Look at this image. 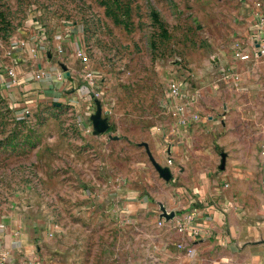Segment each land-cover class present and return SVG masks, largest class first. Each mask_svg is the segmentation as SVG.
<instances>
[{
	"label": "rangeland",
	"instance_id": "obj_1",
	"mask_svg": "<svg viewBox=\"0 0 264 264\" xmlns=\"http://www.w3.org/2000/svg\"><path fill=\"white\" fill-rule=\"evenodd\" d=\"M255 4L0 0L2 67L25 65L42 79L45 50L49 65L74 71V93L30 107L0 80V220L40 233L42 264L183 263L157 225L166 193L143 144L176 175L179 166L217 169L222 155L226 181L261 205L264 52L255 46ZM93 96L109 124L98 136ZM168 143L179 161L165 159Z\"/></svg>",
	"mask_w": 264,
	"mask_h": 264
},
{
	"label": "crops",
	"instance_id": "obj_2",
	"mask_svg": "<svg viewBox=\"0 0 264 264\" xmlns=\"http://www.w3.org/2000/svg\"><path fill=\"white\" fill-rule=\"evenodd\" d=\"M255 1L261 2L263 6V11L255 8L258 12H254L253 16L259 23L257 14L264 16V0ZM258 23L257 40L262 41L264 24L259 26ZM42 44L45 43L38 42L37 53L44 50L40 46ZM31 52L33 54H27L33 59L36 52L34 49ZM45 55L47 56L44 50L40 56L41 59L44 58V67H37L38 70L44 69V77L37 80L32 77L30 70L27 72L25 65L14 69L8 65L4 68L0 63L1 85L4 88L9 86L8 91L13 90V93L18 90L21 99L19 106L30 107L38 98L60 99L74 93V71L60 64L63 72H59L55 65H49L50 61H45ZM22 60L23 58L19 59ZM8 70L14 71V77L8 75ZM61 74L63 75L60 77ZM78 92L80 96L84 94L82 91ZM182 129L178 128L176 131L178 140L184 135ZM177 147L176 143L169 144L165 150V159L170 156L174 161H179ZM166 162L160 164V167L168 168L172 177L166 182L157 174V187L163 186L161 189L166 193L158 198L161 200H157L162 203L161 206L171 208L167 210L179 212L176 218L183 221L186 230L178 229L174 220L167 221L160 227L165 230V238L176 248L182 264H264V201L256 202H260V206H250L241 199L232 184L226 181V170L221 168V161L217 169L201 170L197 166H179L178 175ZM146 197L149 202L150 197ZM190 212L195 214L194 219L188 222L186 218ZM158 221L159 216L156 217V222ZM192 228L197 229V233ZM43 241L40 233L28 224H18L17 220H0V263L27 264L32 261L42 264ZM189 250L190 253L187 252Z\"/></svg>",
	"mask_w": 264,
	"mask_h": 264
},
{
	"label": "built area",
	"instance_id": "obj_3",
	"mask_svg": "<svg viewBox=\"0 0 264 264\" xmlns=\"http://www.w3.org/2000/svg\"><path fill=\"white\" fill-rule=\"evenodd\" d=\"M256 8L259 9L260 11L263 10L262 9L263 6H262L261 2H257L256 3ZM257 16H258V19H259V26H262L264 24V16L262 14H257ZM256 44H257V48H256L257 52L258 53L264 52V39L262 41H260V42H257ZM235 56L238 59L242 60V61H246V60H248L250 58V55L248 53H241V52H236L235 53ZM7 72H8V75L11 78L14 77V75H15L14 74V71L8 70ZM61 76L62 75H60V77ZM36 79H41V75H37L36 76ZM169 91H170V95L173 98L176 97V96H178L179 93H180L179 87L175 83H172L171 84ZM93 100H96V98L94 96H93ZM180 110H182V108ZM167 163H168L167 166L168 165L169 166L171 165V161H168ZM159 208H160V212H159V221L157 222L158 223V226L163 225L167 221L174 220L176 226L178 227V229H184V230H186V228L184 227L183 221L181 219H179V218H176L179 212H177V211L175 212V211H172V210H167L166 208H164L160 204H159ZM194 214H195L194 212L193 213L192 212L189 213V215L186 218L188 222H190L191 220L194 219ZM191 230L194 233H197V229L192 228ZM187 252L190 253V250L187 251ZM27 264H36V263L31 261V262H28Z\"/></svg>",
	"mask_w": 264,
	"mask_h": 264
},
{
	"label": "water",
	"instance_id": "obj_4",
	"mask_svg": "<svg viewBox=\"0 0 264 264\" xmlns=\"http://www.w3.org/2000/svg\"><path fill=\"white\" fill-rule=\"evenodd\" d=\"M95 103V107L96 110L94 112V114H92L90 116V122H91V126H92V133L93 135H102L108 132L109 130V124L107 122V120L105 118H102V112H101V106L98 100H94ZM111 138V136H109ZM116 139V138H113ZM147 150V155L148 158L150 160V162L152 163L155 171L157 172V174L159 175L160 178H162L164 181L168 182L171 179V173L169 172L168 168H161L160 164H158L152 157V155L150 154V152L148 151V148L145 144H143ZM224 160H223V156L221 155V168H222V164H223Z\"/></svg>",
	"mask_w": 264,
	"mask_h": 264
}]
</instances>
